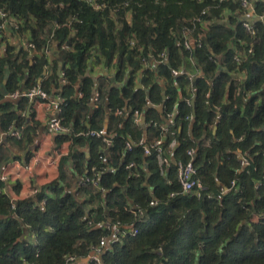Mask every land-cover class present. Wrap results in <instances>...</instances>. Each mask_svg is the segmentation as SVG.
<instances>
[{
	"label": "trees",
	"instance_id": "1",
	"mask_svg": "<svg viewBox=\"0 0 264 264\" xmlns=\"http://www.w3.org/2000/svg\"><path fill=\"white\" fill-rule=\"evenodd\" d=\"M102 1L107 6L97 11L83 0H0V10L4 8L24 20L21 31L31 30V40L39 51L56 23L63 24L55 29L62 72L68 83L64 94L60 93L62 97L85 73L96 45L108 60L117 52L128 53L121 62L118 80H123L124 63L134 64L136 58V66H141L143 73L142 88L136 86L131 75L120 88L109 89V108L123 109L125 114L119 123L120 132L111 138L112 158H100L106 148L102 139L75 133L71 137L69 156L78 158L76 173L88 176L94 168L105 167L99 180L104 191L92 185L81 186L79 193L90 198L79 197L78 191L68 190L69 185L63 182L66 176L62 169L58 179L42 185L32 196L14 201L3 191L4 180H0V264H67L69 255L88 256L108 234L104 227L90 226V220L120 221L139 228L137 235L128 234L107 246L100 263L90 264H264V20H254L249 31L236 19L235 13L244 10L239 0ZM205 8L204 19L210 23L203 27L194 18ZM224 8L230 11L228 20L221 19ZM114 10L116 19L112 17ZM255 14L264 15V0H256ZM73 15L81 22H74L78 31L70 37L66 23ZM190 30L195 36L204 33L201 46H183L185 32ZM134 35L142 45L131 44ZM249 47L253 51L237 62L235 55ZM10 50L8 47V53L0 55V86L8 93L22 84L35 85L47 64L43 54L30 58L21 50L12 59ZM164 51L169 63L157 62ZM140 54L150 59L149 67H142ZM189 57L196 60L203 74L192 78L187 71L174 75L172 70ZM56 77L54 69L50 79ZM94 84L85 77L82 99L64 97V124L89 99ZM162 84L166 98L162 96ZM190 84L194 90L188 94L186 87ZM154 104L161 105V113ZM176 104L175 115L163 131L161 125ZM15 107L11 101L0 102L2 130L22 124L23 117ZM136 110L144 111L145 119L152 121L165 147L173 140L179 143L173 150L175 161L166 165L157 152L145 154L142 145L132 151L126 149L129 136L135 141L145 138L136 137L130 128ZM103 111L104 105L95 107L92 124ZM212 123L217 125L213 136L216 162L212 163L206 154L203 165L214 167V174L211 181L206 175L208 183L199 198L181 191L177 162L190 160L188 151L197 147L198 155L193 157L196 166L201 160L198 142ZM67 137L58 134L56 141L60 143ZM145 141L150 143L148 138ZM78 144L88 145L90 155L77 150ZM240 153L250 160L249 166L240 167ZM131 161L137 166L129 169ZM233 179L238 188L222 192L220 186H229ZM95 199L101 204L91 208ZM153 199L157 204H150ZM132 205L144 210L141 218L127 209Z\"/></svg>",
	"mask_w": 264,
	"mask_h": 264
},
{
	"label": "crops",
	"instance_id": "2",
	"mask_svg": "<svg viewBox=\"0 0 264 264\" xmlns=\"http://www.w3.org/2000/svg\"><path fill=\"white\" fill-rule=\"evenodd\" d=\"M251 1L254 4V11L242 10L240 11V13H235L237 20H240L241 22L263 20L258 18L260 15L255 14L256 0ZM221 15V19L228 20V17L230 15L229 9L224 8ZM127 17L128 19H131V14L127 13ZM208 23L210 22L206 20V22L203 24V27H206ZM185 35L193 41H195L199 36H195L193 32L187 33V31L185 32ZM31 38L32 33L30 29H24L23 31L14 32L8 27L4 31V33L0 34V55H6L8 53L7 48L9 47L11 48V54H13L12 59H15L21 50L26 52L27 56L30 58L42 54L45 56L47 64L45 65V69L36 83H42L43 85V81L46 79V82L43 86L49 91L47 92L45 89V91L49 95V98L44 102L27 98L13 99L3 94L1 97L2 99L0 98V102L6 100L11 101L13 104H15V110L17 111L18 115L23 117V122L19 126V128H16L15 125H12V127L8 131H4L2 130L0 125V176L5 177L3 191L14 201L17 199L30 197L35 194L42 185L48 184L58 179L60 177L61 170L63 169L66 176V179L63 182L69 185L68 190L76 192L78 191L77 195L84 198L86 195L83 192L79 193L78 182L80 180V177L76 173L75 169L76 165L78 164V158L69 156L71 148L73 146V140L71 139V137L74 133L75 135H85L88 129L92 127L98 128L99 126L101 128H105L109 132L111 138H114V136L120 132L121 128L119 127L121 126V124L119 126V123H121L120 120L121 116L123 115H118L116 113L117 109L113 111L109 108L107 104L109 89L113 86L120 88L128 81L131 75L135 77L136 86L142 88V69L141 66H136V64L138 63L137 58L135 59L134 64H131L128 61L125 62L124 77L123 80L120 81L117 79V73L121 67V62H123L124 59L128 56V53H124L122 55L120 52H117L114 54L112 59L108 60L106 55L102 53L99 46H94L92 48V55L88 60L85 73L81 75L78 79V82L73 85V90L66 93L64 97L68 99L74 98L76 101H79L80 98L82 99L84 93L82 94L81 91L85 77H89L95 82L94 86L92 87V92L89 96V99L87 101H84L81 107L71 117L69 123H65L70 129L69 133H66V135L68 136L67 139H64L60 143H57L56 139L58 134H62L50 130L48 127V123L53 120L62 119L61 106L65 99L60 95V93H62L63 91L64 94V86L68 84L67 82H63L62 80L63 63L60 59L58 47L59 43L55 38V29L53 28L52 32L48 35L47 44L45 45L43 50L39 51L37 48L36 50L31 51L29 49L26 50L21 48L23 43L27 40H31ZM134 39L138 45H142L140 42V38L137 35H134ZM155 65L157 66L158 63L156 62ZM54 69H57L58 77L50 79ZM178 70L182 72L187 71L194 77L203 74L200 68L197 66L196 60L191 57L186 58L184 60V63L181 65V67L178 68ZM241 76L245 77V73L241 74ZM163 86L164 84H162V87ZM2 88L7 93V90L3 85L0 86V90ZM26 88L29 87L22 84L18 89ZM186 90L188 94L191 93V91L194 90L193 85H187ZM59 96L63 98L62 103H57ZM100 104L104 105V111L95 116V122L94 124H92L94 109ZM154 106V108L157 109L159 107L158 111L161 113V105L154 104ZM177 107L178 105L176 104L175 110L171 112L173 113V116L170 119L166 120V122H164L165 124L171 122L172 118L175 115ZM127 112L130 111L127 110ZM1 114L2 113L0 112V115ZM144 114L145 113L142 110L141 115H136L133 113L130 128L133 132H135L136 137L143 136L145 138H148L151 144L159 137L157 136V129L152 126V121H147ZM192 119L193 117L191 118V120ZM14 129L21 130L22 135L20 138L11 135L10 131ZM179 130H181V126L179 127ZM216 130V124H209L204 136L198 142L201 160L196 164V166L201 170L200 174L204 177V180L206 182L207 176L208 180L211 181V176L214 174V167H204L203 160L206 154H208L211 162H216V147L213 140V136ZM140 132L141 134H139ZM105 143L106 148L102 150V154L104 157L109 158L113 156L111 151L112 142ZM178 146L179 143H177L176 140L171 141L168 145L171 153V160L173 161H175L173 150ZM76 148L80 152H85L87 156L90 155L88 145L84 146L78 144ZM197 149L198 148L196 147L194 156L198 155V153H196ZM239 156L245 157V155L242 153H240ZM193 157H191L192 160H194ZM27 165L30 166L29 169L26 168ZM83 167L85 168V165ZM220 168L221 167L219 166L218 172L221 171L222 168ZM86 198L90 197L86 196ZM91 203H94V201H91ZM100 204L101 200H98L97 205L99 206ZM90 207L92 208L91 204ZM30 239L31 241L34 240V238L32 237H30ZM70 264L90 263L88 262V257L85 256L78 257L75 262Z\"/></svg>",
	"mask_w": 264,
	"mask_h": 264
},
{
	"label": "built area",
	"instance_id": "3",
	"mask_svg": "<svg viewBox=\"0 0 264 264\" xmlns=\"http://www.w3.org/2000/svg\"><path fill=\"white\" fill-rule=\"evenodd\" d=\"M83 1H85L94 10H97V11L104 9L107 6L106 3L102 0H83ZM198 1L202 2L203 0H198ZM219 1L222 2L224 0H219ZM239 1L241 3L242 8L245 11L246 10L254 11V4L252 3L251 0H239ZM115 13H116V11L114 10L112 12V17L114 19H116ZM206 14H207V9L205 8L201 11L200 15H198L197 17L194 18V20L201 23V24H204L206 22V20L204 19V16ZM259 18L264 20V16H259ZM79 19L80 18L77 15H73L68 20V22L66 23V25L70 28L69 29L70 30V37L74 36V34L77 33L78 27L74 26V22H78V23L81 22V20H79ZM62 25L63 24L56 23V26L54 29L59 28ZM243 25L249 31H251L252 22L243 21ZM8 27L10 29H12L14 32H19L24 28V20L21 19L20 17L16 16V15H12V14L8 13V11L6 9L2 8L0 10V34L4 33V31ZM191 32H192V30L188 31L187 33H191ZM202 37H204L203 32L199 33V36L195 41H193L192 39H189V37L186 36L185 40L183 41V46L186 49H191V47H193V46H201L202 45V41H201ZM131 44L136 45L135 39H132ZM66 47L69 48L70 46L67 44ZM21 48L34 51L37 49V45L32 40H27L23 43ZM252 51H253V48L249 47L244 52L236 54L234 58L237 62H240L244 57H246ZM166 59H167V55H166V52L164 51V52H161L159 54L156 61L162 62ZM140 60L142 62L143 68L149 67L150 59L148 57L144 56L143 54H140ZM172 73L174 75H179L183 72L178 70V69H173ZM189 75L191 78L193 77V75L191 73ZM62 80H63V82H67V79L65 78L63 72H62ZM0 92L3 95H5L9 98H13V99L27 98V99H32V100L44 102V101H47L49 98V95L45 91L42 83H38V84L36 83L35 85H33L29 88H26V89H17L11 93H8V92L4 93L2 90H0ZM188 101L191 104V100H188ZM62 102H63V98L61 96H59L57 103H62ZM116 113L118 115H124L123 109H117ZM134 114L141 115V111L136 110V111H134ZM172 116H173V113H170L168 115L169 119ZM191 118H192V116H187V119L191 120ZM48 127L53 132L61 133V134H66V133H69V131H70L69 127L67 125H65L61 119L50 121L48 123ZM161 129L163 131H165L167 129V123L161 125ZM10 133H11V135L16 136L18 138H20L22 135L21 130H19V129H14V130L10 131ZM85 135H87L89 137L100 138L104 142H107V143L112 142L111 136L105 128L90 129L85 133ZM137 145H142L144 147V153L145 154L149 155L153 151L157 152V154L161 157L162 162L164 164H166V165L170 164L171 153H170L169 148L165 147L163 137H159L153 143L148 144V143H146L145 138H142L139 141H135V140L131 139V137L129 136V139L126 141V149L128 151H132L134 149V147ZM194 152H195V149L191 148L188 151V155L190 157H193ZM100 158L104 159L103 155H101ZM239 161H240V167H242V168H245V167L250 165V160L246 157H240ZM136 166H137V163L134 161H131L127 165V168L132 169ZM26 168L29 169L30 166L27 165ZM104 170H105V167H102L101 169L94 168L92 175L80 177V180L78 182L79 187L92 185L95 189L104 191V189L100 186V182H99L101 172ZM177 176H178V180H179V184L181 186L182 192H192L193 194L196 195V197H199V198L202 196V190L205 188L206 181L204 180V177L199 173L198 168L195 166L192 159H190L188 161L177 162ZM4 179H5V177L0 176V180H4ZM220 187H221L220 189L222 192H226L230 189H237L238 188L237 180L233 179L230 182L229 186L221 185ZM175 194L176 193H171V196H174ZM157 202L158 201L156 199H153L150 201V204L155 205V204H157ZM127 209L130 212H132L136 218H141L144 215V210L142 208L138 207L137 205H132V207L127 208ZM88 224L90 226H93L95 224L97 227H104L105 230L108 231V234L101 238L99 244H97L96 246H93L91 253L87 256L89 263H91V262L100 263L101 262L100 258L102 257V254L104 253L105 248L107 246H109L112 243H116L117 241H119L121 238L125 237L128 234L137 235L139 233V228L135 227L134 225H130V227H129L126 224H122L120 221L114 222V223H112V222H97V223H95L94 220H90L88 222ZM77 258H78V256L69 255L66 258V262H67V264L73 263L76 261Z\"/></svg>",
	"mask_w": 264,
	"mask_h": 264
},
{
	"label": "water",
	"instance_id": "4",
	"mask_svg": "<svg viewBox=\"0 0 264 264\" xmlns=\"http://www.w3.org/2000/svg\"><path fill=\"white\" fill-rule=\"evenodd\" d=\"M259 18V17H258ZM166 63H169V59L166 60ZM4 93H6V91H4V89L2 88L1 89ZM162 95H163V98L166 97V89L164 88V86L162 87Z\"/></svg>",
	"mask_w": 264,
	"mask_h": 264
},
{
	"label": "rangeland",
	"instance_id": "5",
	"mask_svg": "<svg viewBox=\"0 0 264 264\" xmlns=\"http://www.w3.org/2000/svg\"><path fill=\"white\" fill-rule=\"evenodd\" d=\"M97 201H98V199H95L94 203H91L93 208H98Z\"/></svg>",
	"mask_w": 264,
	"mask_h": 264
}]
</instances>
